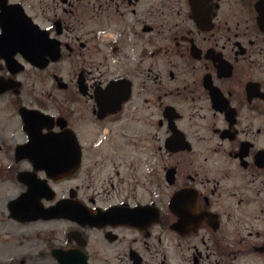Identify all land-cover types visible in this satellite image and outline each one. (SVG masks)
Returning <instances> with one entry per match:
<instances>
[{
    "label": "flooded vegetation",
    "instance_id": "flooded-vegetation-1",
    "mask_svg": "<svg viewBox=\"0 0 264 264\" xmlns=\"http://www.w3.org/2000/svg\"><path fill=\"white\" fill-rule=\"evenodd\" d=\"M0 180L10 264H264V0H0Z\"/></svg>",
    "mask_w": 264,
    "mask_h": 264
},
{
    "label": "rangeland",
    "instance_id": "rangeland-1",
    "mask_svg": "<svg viewBox=\"0 0 264 264\" xmlns=\"http://www.w3.org/2000/svg\"><path fill=\"white\" fill-rule=\"evenodd\" d=\"M14 188V186L0 180V210L5 200L10 199L17 192ZM19 234L20 231L15 226L0 223V264H10V262L13 261L11 257L21 253L20 251H22V249L20 244L22 239H20Z\"/></svg>",
    "mask_w": 264,
    "mask_h": 264
},
{
    "label": "water",
    "instance_id": "water-1",
    "mask_svg": "<svg viewBox=\"0 0 264 264\" xmlns=\"http://www.w3.org/2000/svg\"><path fill=\"white\" fill-rule=\"evenodd\" d=\"M13 204H15V202ZM14 212H16L15 208H14ZM72 264H78V263H72ZM79 264H81V263H79ZM83 264H86V261H84Z\"/></svg>",
    "mask_w": 264,
    "mask_h": 264
}]
</instances>
